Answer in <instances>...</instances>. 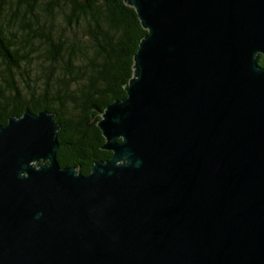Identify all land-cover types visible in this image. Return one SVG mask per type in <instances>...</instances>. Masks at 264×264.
Masks as SVG:
<instances>
[{
  "label": "water",
  "instance_id": "95a60500",
  "mask_svg": "<svg viewBox=\"0 0 264 264\" xmlns=\"http://www.w3.org/2000/svg\"><path fill=\"white\" fill-rule=\"evenodd\" d=\"M125 1L112 157L61 166L49 110L0 126V264H264V0Z\"/></svg>",
  "mask_w": 264,
  "mask_h": 264
},
{
  "label": "trees",
  "instance_id": "16d2710c",
  "mask_svg": "<svg viewBox=\"0 0 264 264\" xmlns=\"http://www.w3.org/2000/svg\"><path fill=\"white\" fill-rule=\"evenodd\" d=\"M147 34L125 0H0V126L56 113L60 165L89 174L113 155L98 123L128 97Z\"/></svg>",
  "mask_w": 264,
  "mask_h": 264
}]
</instances>
